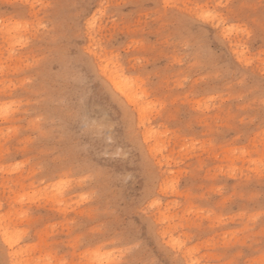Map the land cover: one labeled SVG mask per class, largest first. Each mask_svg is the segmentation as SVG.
I'll list each match as a JSON object with an SVG mask.
<instances>
[{"label": "rangeland", "instance_id": "obj_1", "mask_svg": "<svg viewBox=\"0 0 264 264\" xmlns=\"http://www.w3.org/2000/svg\"><path fill=\"white\" fill-rule=\"evenodd\" d=\"M0 223V264H264V0H0Z\"/></svg>", "mask_w": 264, "mask_h": 264}, {"label": "bare ground", "instance_id": "obj_2", "mask_svg": "<svg viewBox=\"0 0 264 264\" xmlns=\"http://www.w3.org/2000/svg\"><path fill=\"white\" fill-rule=\"evenodd\" d=\"M105 62L106 63L101 64L100 68H101L102 73L105 75L108 82L110 83V85L115 89V91L121 94L129 104L136 105L140 98H138V96H133V94L128 91L127 87H124L122 75L119 74V70L113 68L111 65L112 63L110 61H105ZM142 123L145 124L143 120H142ZM148 138L149 136L146 135L145 139H148ZM0 232H1V236L4 242L8 245V247H10L11 249H14V243L10 240L8 229L6 227H3L1 223H0ZM173 240L174 239L172 238L170 243L175 245L176 243L173 242ZM11 254L15 257V259H17L16 251H12ZM14 264H21V262L15 260ZM191 264H196V262L192 261Z\"/></svg>", "mask_w": 264, "mask_h": 264}, {"label": "snow or ice", "instance_id": "obj_3", "mask_svg": "<svg viewBox=\"0 0 264 264\" xmlns=\"http://www.w3.org/2000/svg\"><path fill=\"white\" fill-rule=\"evenodd\" d=\"M207 15H211V14L209 13V14H207Z\"/></svg>", "mask_w": 264, "mask_h": 264}]
</instances>
